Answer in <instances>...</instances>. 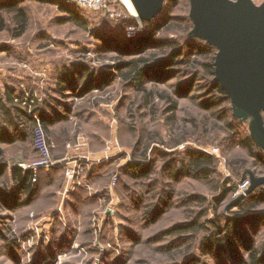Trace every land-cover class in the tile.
<instances>
[{
    "label": "rangeland",
    "instance_id": "374dc122",
    "mask_svg": "<svg viewBox=\"0 0 264 264\" xmlns=\"http://www.w3.org/2000/svg\"><path fill=\"white\" fill-rule=\"evenodd\" d=\"M253 2L259 7L264 5V1ZM22 7L27 12L28 25L21 37L15 36L12 16L3 15L5 29L0 26L3 50L0 51V95L10 87L19 97L32 96L39 108L52 106L50 118L57 123L50 129L49 145L55 165L37 171L40 172L39 194L31 209L9 213L0 208V222L7 226L0 224V264H245L248 255L243 249L237 258L200 250L204 238L211 236L210 226L208 235L200 234L193 239L162 236L173 224L185 221L187 211L181 208L180 198L184 200L187 195H204L208 200L206 208H211L207 219H215L211 204L218 194L212 191L211 184L189 180L178 183L174 200L180 205L171 207L158 222L150 225L145 218L144 201L153 196L148 190L156 177L159 183L163 177L133 181L126 171L130 162L143 159L142 151L150 143L146 162L154 161L158 171L165 162L160 152L174 159L181 158L188 148L208 153L216 149L218 153L212 155L219 160L217 180H231L230 187L235 185L237 191L245 180L252 183L264 179L252 168L239 176L232 175L229 163L237 158L242 160L244 153L239 149L233 155L223 151L228 143L219 129L223 125L218 126L211 119L204 127L203 118L210 113L201 111L199 104L208 101L212 94L200 59L194 56L188 65L175 68L168 81L166 76L148 80L144 91L122 79L115 70L120 61L138 58L122 57L116 47L125 50L127 45L153 34L157 18L164 14L175 21L168 32H157L155 40L174 42L176 46L162 50L152 47L142 58L163 62L175 49H185L191 42L212 47L218 54L217 43L197 31L190 0H164L160 11L151 19L138 17L120 0H109L105 8L84 13L83 26L72 22V14L56 4L26 0ZM185 19L190 21L191 30ZM106 42L111 44L107 47ZM178 59L185 60V55ZM72 68L88 69L89 75L81 80L76 78L73 84L63 83L62 73L65 70L69 73ZM93 74L95 89L91 90L87 82ZM106 74L109 78L113 75V82L107 84L103 79ZM59 84L65 87L64 91H59ZM77 89L85 90L84 97H77ZM170 100L178 104L179 121L174 135L170 134L174 123L168 121ZM23 105L27 107L25 102ZM226 107L232 109L241 130L256 140L264 153V138L257 132L249 110L234 105L232 99L229 106L223 105L221 109ZM63 116L70 117V121H60ZM194 119L200 127L190 121ZM186 135L188 142L171 148ZM24 139L2 147L3 159L10 167L19 165L29 169L39 160L31 135ZM68 168L75 170L73 180L66 177ZM50 177H55L53 186L48 185ZM3 183L0 181V185ZM8 185L11 186L10 182ZM256 190L264 192V185ZM235 192L218 210L222 224L226 225L237 215L234 206L244 199L239 200ZM140 197L143 202L136 203ZM257 212L263 214L264 206ZM252 225L245 229L246 240L262 250L264 223ZM169 245L171 251L161 249Z\"/></svg>",
    "mask_w": 264,
    "mask_h": 264
},
{
    "label": "trees",
    "instance_id": "16d2710c",
    "mask_svg": "<svg viewBox=\"0 0 264 264\" xmlns=\"http://www.w3.org/2000/svg\"><path fill=\"white\" fill-rule=\"evenodd\" d=\"M36 1L45 4L51 3L58 5L63 11L72 14L70 17L72 22L81 26L84 25L81 17L83 14L74 5L59 0ZM258 1L262 2L264 0ZM25 2L26 0H0L1 29H5L3 15L6 14L12 16L13 23L17 30L16 37H21L25 33L28 25V15L22 7ZM157 20L158 23L155 25L153 34H149L137 43L127 45L124 48L125 50H120L118 46L116 47L117 51H121L120 53L122 54V57L128 56L138 58L120 61L115 70L120 73L122 79L129 82L131 81L138 90L144 91V87L148 80L156 79L157 76H166L165 80L168 81L171 79L170 77L175 68L182 65H188L191 58L194 56L200 59V66L204 72L205 79L210 85L209 93L212 94V97L208 101L199 104V109L201 111L210 113L209 116L203 118L206 121V124H203L204 127L208 126L211 119L215 120L218 126L223 125V127L221 126L222 128L219 129L224 133L226 137L225 139H228L226 140L228 143L225 148H223V151L232 153L233 155L235 150L239 149L244 153L242 160L237 158L229 163L228 167L232 172V175L239 176L242 171L252 168L256 175L264 176V153L259 149L251 136L241 130L239 120L235 117L232 109L229 107L221 109L223 105L229 106L231 98L221 87L220 83L216 81L215 63L217 52H215L214 48L207 45L199 46L191 42L186 45L185 49H175L171 56L163 62H155L141 57L146 53L147 49H152V47H154L153 49L155 50H162L165 48L174 49L176 46L174 42H160V40H155L157 32H168L170 30L168 28L173 24L175 18H169L167 14H164L162 17H158ZM184 22L189 25V30H191L192 26L190 21L185 19ZM109 44H111V42H106L107 47ZM183 50H185V54ZM0 51L3 50L0 49ZM181 55H185V60L180 61L178 59ZM84 75L85 77L89 75L88 69L82 71L80 69L72 68L69 73L65 70L60 79L63 83L73 84L76 78L81 80ZM108 75L109 74L103 75L104 77L102 76L104 80H107V84L113 82L114 79L113 75L111 78H109ZM92 82H95L94 74L90 76L87 82L89 83L87 86H91L90 89L94 90L95 87L92 86ZM59 85V91H64L65 87L63 85L61 86V84ZM78 90L79 89H77V92L79 94H76L77 97H84L85 90ZM18 99L20 102H18ZM24 102L27 107L23 105ZM29 109H31V114L28 112ZM168 112L170 115L168 121L174 123V125L170 127V134L174 135L173 133H176L174 127L179 119H177L178 104L173 100H170V108ZM52 113V106L50 107V105H46L45 109L39 108L37 104H34L32 96L29 99H25L24 96L19 97L17 91L13 88L6 87L4 93L0 95V181L4 182L0 185V208L3 212L16 213L31 209L34 206L39 194L37 187L39 174L42 169L39 173H35L33 169H24L19 165H13L10 167L3 159L4 153L2 147L5 145L16 144L21 140H25L24 138L30 135L33 147V133L38 124L34 115L38 116L40 119V122L46 131L48 142H50V129L57 123V121L50 118ZM67 113L69 114V111ZM59 120L69 122L70 117L63 116ZM190 121L193 122L196 127H200L197 123V119ZM186 122L189 123L187 120ZM217 124H215V127H218ZM186 142H188L187 135L180 137L171 148H175ZM149 148L150 143H148L144 147V151H142L141 156L143 159L130 162L126 168L127 174L130 175L133 181H152L151 177L153 176L163 177L162 183L160 182L161 184L158 182L160 181L159 177H156V180L150 185V189L148 190V193H152L153 196H151L148 201H144V204H147V210L145 213L147 222L150 225L155 224L169 209H171V207L180 205V202L177 204L174 199L177 192L175 186L181 181L189 180L198 183L211 184L212 191L218 194L215 196L211 204V207L216 213L215 219H207L208 210L211 208H206L208 200L204 195H187L184 196V200H182L183 198H180L182 204L181 208H185V211H187L185 221L173 224L169 229L163 231L162 236L176 237L175 239H193L200 234L208 235L209 233L206 232H209L208 227L210 226L212 230L210 233L211 236H204L205 238L200 246L201 251L210 254L214 252L217 256L227 254L231 258H237L240 255V249H243L248 255L245 264H264V248L261 250L256 247L255 243H249V241L246 240L245 233V229L249 225L258 224L259 222L264 223V213L260 215L257 212L260 207L264 206V192L255 190L253 195L246 197L242 202L236 204L234 207L238 210L237 215L232 218V220H229L226 225L222 224L218 210L229 199L230 195L234 194L236 187L235 185L230 187L231 180L222 182L221 180L216 179V177L219 176V160L203 149L188 148L181 158L174 159H168L170 156L169 154L160 152V156L163 157L165 162L158 171V166H156L157 164L154 161H151L150 163L146 162ZM35 178L37 181L34 183ZM8 182H10L11 186L8 185ZM54 184L55 177H50L48 185L53 186ZM158 184L163 187H160ZM79 199L81 198L79 197ZM143 200L144 199L140 197L136 200V203H141ZM194 207H201V209L196 210L198 212H194L195 210H191L194 209ZM1 223L5 226L4 222H0V224ZM173 243L174 242H171V244ZM161 249L163 251H171L173 248L169 245L167 247H161Z\"/></svg>",
    "mask_w": 264,
    "mask_h": 264
},
{
    "label": "water",
    "instance_id": "95a60500",
    "mask_svg": "<svg viewBox=\"0 0 264 264\" xmlns=\"http://www.w3.org/2000/svg\"><path fill=\"white\" fill-rule=\"evenodd\" d=\"M140 18L151 19L164 0H134ZM197 31L208 35L220 48L216 56V81L234 105L254 117L264 138V5L253 0H190ZM257 142L256 140H254ZM264 185L252 182L247 193Z\"/></svg>",
    "mask_w": 264,
    "mask_h": 264
},
{
    "label": "built area",
    "instance_id": "2783aa9c",
    "mask_svg": "<svg viewBox=\"0 0 264 264\" xmlns=\"http://www.w3.org/2000/svg\"><path fill=\"white\" fill-rule=\"evenodd\" d=\"M59 1L68 2L74 5L79 11H81L82 14L90 11L98 10L101 8H105L108 4V0H59ZM34 118L36 119L38 124L33 133V147L36 154L39 157V160L28 168L33 169L34 172L37 173L39 169L51 168L54 167L55 164L52 160L51 149L47 139L46 131L43 128L38 116H34ZM209 153L215 154L218 153V151L214 149L211 150ZM66 177L69 180H73L75 177V170L73 168H68L66 170ZM36 181L37 179L35 178L34 183ZM250 187H251V182L249 180L243 181L240 187L238 188V190L235 192V196L240 197L239 200L242 198L245 199L250 194L247 193Z\"/></svg>",
    "mask_w": 264,
    "mask_h": 264
},
{
    "label": "bare ground",
    "instance_id": "6f19581e",
    "mask_svg": "<svg viewBox=\"0 0 264 264\" xmlns=\"http://www.w3.org/2000/svg\"><path fill=\"white\" fill-rule=\"evenodd\" d=\"M128 10H130L132 13H136L138 17H140V14L138 12V9L135 5L134 0H120Z\"/></svg>",
    "mask_w": 264,
    "mask_h": 264
},
{
    "label": "crops",
    "instance_id": "0c3cea01",
    "mask_svg": "<svg viewBox=\"0 0 264 264\" xmlns=\"http://www.w3.org/2000/svg\"><path fill=\"white\" fill-rule=\"evenodd\" d=\"M21 165V164H20Z\"/></svg>",
    "mask_w": 264,
    "mask_h": 264
}]
</instances>
